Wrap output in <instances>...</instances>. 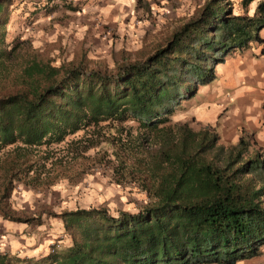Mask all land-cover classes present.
I'll list each match as a JSON object with an SVG mask.
<instances>
[{"label": "trees", "instance_id": "16d2710c", "mask_svg": "<svg viewBox=\"0 0 264 264\" xmlns=\"http://www.w3.org/2000/svg\"><path fill=\"white\" fill-rule=\"evenodd\" d=\"M263 6L247 16L233 14L228 0H205L161 46L111 71L15 55L2 23L0 218L35 227L56 218L68 242L38 259L0 252V264H236L259 256L260 154H248L241 138L223 147L210 126L193 131L171 117L228 57L252 43L263 52ZM99 168L145 203L115 215L103 206L56 214L42 206L29 216L9 208L18 187L42 193Z\"/></svg>", "mask_w": 264, "mask_h": 264}, {"label": "rangeland", "instance_id": "374dc122", "mask_svg": "<svg viewBox=\"0 0 264 264\" xmlns=\"http://www.w3.org/2000/svg\"><path fill=\"white\" fill-rule=\"evenodd\" d=\"M174 1H179L180 5ZM204 1L31 0L39 8V11L32 12L35 16L27 24L31 29L23 33L25 35H19L6 27L8 33L4 34V47L10 49L16 46L15 55L36 52L55 64L82 63L88 69L111 71L117 63L142 58L161 46L174 29L194 15ZM242 1L228 0L233 14L246 12L251 15L257 3L262 0H251L246 6L242 5ZM1 20L3 21V17ZM2 23L4 22H0V29ZM237 57L238 53L230 58ZM245 57H250V54L246 53ZM240 86L245 92L249 91L244 82ZM180 106L181 109H177L171 117L172 123L186 122L193 131L207 125L218 134L219 145L229 147L241 138L248 142V154L263 153L264 142L257 141L255 132L245 131L244 128L226 130L217 123L196 121L189 115L192 103L181 102ZM254 116L253 107H246L237 110V115L232 113L230 118L241 121V117ZM92 152L89 151L88 154ZM145 201L143 193L134 188L123 189L117 186L110 180L107 169L99 168L82 176L73 185L64 180L59 181L42 193L18 187L12 192L8 204L16 216L33 215L40 212L42 206L48 207L55 214L77 207L86 209L90 206H103L110 214L115 215L119 210L135 212ZM57 223L56 218H49L44 219L39 228L26 227L37 236L56 239L59 234ZM55 246L54 241L49 244L48 252L55 249Z\"/></svg>", "mask_w": 264, "mask_h": 264}, {"label": "crops", "instance_id": "0c3cea01", "mask_svg": "<svg viewBox=\"0 0 264 264\" xmlns=\"http://www.w3.org/2000/svg\"><path fill=\"white\" fill-rule=\"evenodd\" d=\"M30 1L0 0L1 18L5 19V33H8L6 27H8V30H12V32H18L19 35H25L23 33L31 29L27 27V24L35 16L32 12L39 11V8L37 3ZM122 1L127 2V0ZM243 2L244 0L242 1L243 6L249 3L244 5ZM260 3L264 4V0L258 2L257 5ZM176 4L180 5V2L177 1ZM12 5L13 7H11ZM257 5L253 9V12ZM12 9H14V12L11 15ZM241 14L247 15L246 12ZM258 36L264 41V28L258 32ZM262 47L260 44L252 43L246 51L238 53L239 57L232 59L230 58L232 56H230L228 57L229 60L226 59L223 64L217 65L214 68V81L208 85L199 87L193 98L183 101L192 103L193 108L190 109L189 113L191 118L194 117L196 121L207 124L217 123V125L226 130L244 128L245 131H253L256 133L257 141L263 143L264 50L262 53L260 52ZM246 53H249L250 57H245ZM242 82L248 86V92H245L240 86ZM246 107H253L254 117H241V121L231 120L230 115L232 113L237 115V110ZM263 154L264 150L261 156ZM56 228L59 231L58 238L56 236V239H53L54 237L49 239L50 236L40 237L32 233L33 231L29 232L24 224H14L0 218V252H6L17 258L38 259L46 256L49 253L47 248L53 241L56 244L55 248L68 242L67 239L63 240V235H60L62 234L60 222L57 223ZM236 264H264V247L261 248L259 256L239 261Z\"/></svg>", "mask_w": 264, "mask_h": 264}, {"label": "built area", "instance_id": "2783aa9c", "mask_svg": "<svg viewBox=\"0 0 264 264\" xmlns=\"http://www.w3.org/2000/svg\"><path fill=\"white\" fill-rule=\"evenodd\" d=\"M260 160L264 161V154H263V156L260 157ZM52 251H53V249L49 250V252H52Z\"/></svg>", "mask_w": 264, "mask_h": 264}, {"label": "water", "instance_id": "95a60500", "mask_svg": "<svg viewBox=\"0 0 264 264\" xmlns=\"http://www.w3.org/2000/svg\"><path fill=\"white\" fill-rule=\"evenodd\" d=\"M20 200V198H18Z\"/></svg>", "mask_w": 264, "mask_h": 264}, {"label": "clouds", "instance_id": "9594fccd", "mask_svg": "<svg viewBox=\"0 0 264 264\" xmlns=\"http://www.w3.org/2000/svg\"><path fill=\"white\" fill-rule=\"evenodd\" d=\"M261 156V155H260Z\"/></svg>", "mask_w": 264, "mask_h": 264}]
</instances>
